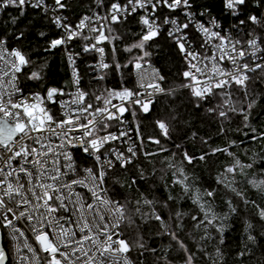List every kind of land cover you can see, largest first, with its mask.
Returning <instances> with one entry per match:
<instances>
[{"label":"snow or ice","instance_id":"obj_1","mask_svg":"<svg viewBox=\"0 0 264 264\" xmlns=\"http://www.w3.org/2000/svg\"><path fill=\"white\" fill-rule=\"evenodd\" d=\"M84 3L0 0V264H264V0Z\"/></svg>","mask_w":264,"mask_h":264},{"label":"trees","instance_id":"obj_2","mask_svg":"<svg viewBox=\"0 0 264 264\" xmlns=\"http://www.w3.org/2000/svg\"><path fill=\"white\" fill-rule=\"evenodd\" d=\"M202 3H206L209 6L214 5V13L218 9L219 5L216 3V0H200ZM73 6L75 7L78 4V0H72ZM88 6L87 0H85L84 3V8L81 9L79 7H76V12L79 13L86 9ZM12 15H16L15 11L12 9L8 10ZM35 18V13L32 12L31 10L28 11V15L26 17L21 18V23L20 27H23L28 23L29 20H33ZM8 19V14L7 13H0V28H3L6 26V20ZM51 62H52V79L55 82H62L63 79L67 78L68 75V69H67V64H66V59L60 52H55L51 57ZM261 119H264V114L261 115ZM215 143H219V141H216ZM151 147V146H149ZM252 147L256 150H259L258 145H252ZM226 159V158H225ZM201 171H203V166H201ZM239 231H240V226L237 225L235 230L229 231L228 232V237L230 243L235 245L239 241ZM133 257H135V253H133Z\"/></svg>","mask_w":264,"mask_h":264},{"label":"water","instance_id":"obj_3","mask_svg":"<svg viewBox=\"0 0 264 264\" xmlns=\"http://www.w3.org/2000/svg\"><path fill=\"white\" fill-rule=\"evenodd\" d=\"M0 243H3V241H0Z\"/></svg>","mask_w":264,"mask_h":264},{"label":"built area","instance_id":"obj_4","mask_svg":"<svg viewBox=\"0 0 264 264\" xmlns=\"http://www.w3.org/2000/svg\"><path fill=\"white\" fill-rule=\"evenodd\" d=\"M66 59V58H65ZM70 70H68V72H69Z\"/></svg>","mask_w":264,"mask_h":264}]
</instances>
